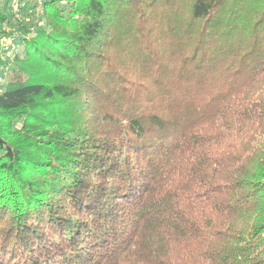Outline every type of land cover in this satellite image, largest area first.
<instances>
[{"label":"trees","instance_id":"trees-1","mask_svg":"<svg viewBox=\"0 0 264 264\" xmlns=\"http://www.w3.org/2000/svg\"><path fill=\"white\" fill-rule=\"evenodd\" d=\"M6 4L0 264H264V0Z\"/></svg>","mask_w":264,"mask_h":264},{"label":"rangeland","instance_id":"rangeland-1","mask_svg":"<svg viewBox=\"0 0 264 264\" xmlns=\"http://www.w3.org/2000/svg\"><path fill=\"white\" fill-rule=\"evenodd\" d=\"M35 2L37 4L36 6V11H35V16L37 17V15H42V12H43V8H42V0H10V5H12V12L15 14V11H18L19 13V20L21 22L23 21H27L28 19H30V16H28L30 14V12L32 11V3ZM8 4H6V0H0V9L3 11V13H7V6ZM17 7V8H16ZM16 8V9H15ZM41 10V12L39 13L38 11ZM21 36V34H18L16 36H10L9 37V44L11 45H19L18 44V41H19V37ZM5 38H8V37H5ZM5 38H2V39H5ZM6 43V42H5ZM6 43V46H8ZM5 46V45H4ZM17 47V46H16ZM19 47L15 48L16 51L19 53L21 52V50L18 49ZM6 51V54H5V58L8 59L9 57L12 56V51L9 50V49H6V48H3ZM20 54V53H19ZM3 61V60H2ZM3 66L0 65V91L4 88V83L6 82V79L5 77L3 76Z\"/></svg>","mask_w":264,"mask_h":264},{"label":"built area","instance_id":"built-area-1","mask_svg":"<svg viewBox=\"0 0 264 264\" xmlns=\"http://www.w3.org/2000/svg\"><path fill=\"white\" fill-rule=\"evenodd\" d=\"M16 8H17V7H16ZM16 8H15V9H16ZM38 12L40 13L41 10H39ZM18 15H19L18 11H15V17H16L17 19H20ZM0 55H1V54H0Z\"/></svg>","mask_w":264,"mask_h":264}]
</instances>
